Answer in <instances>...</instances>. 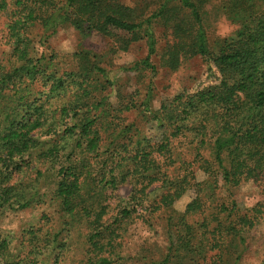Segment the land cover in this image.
I'll return each mask as SVG.
<instances>
[{"label": "trees", "instance_id": "1", "mask_svg": "<svg viewBox=\"0 0 264 264\" xmlns=\"http://www.w3.org/2000/svg\"><path fill=\"white\" fill-rule=\"evenodd\" d=\"M208 1L164 0L149 12L153 2L132 8L122 0H0L14 45L0 63V215L48 206L59 219L57 229L45 212L18 238L0 236V264H39L47 253L52 264H65L62 235L73 229L89 245L83 264H124L119 250L136 220H161L170 234L165 254L151 264L240 260L245 236L264 213L263 205L242 210L234 199L247 182L264 193V0H219L241 28L214 49L204 22ZM159 21L173 30L164 67L176 71L199 56L217 74L159 109L150 89L140 101L135 93L112 102L121 87L104 59L145 40L148 55L131 69L156 74ZM63 27L103 36L111 41L108 53L80 48L62 57L45 47ZM132 112L137 119L128 122ZM144 123L162 131L157 141L147 138ZM178 140L190 157L177 152ZM173 166L179 177L170 176ZM124 185L132 189L122 198L116 193ZM190 188L195 198L177 211Z\"/></svg>", "mask_w": 264, "mask_h": 264}, {"label": "rangeland", "instance_id": "2", "mask_svg": "<svg viewBox=\"0 0 264 264\" xmlns=\"http://www.w3.org/2000/svg\"><path fill=\"white\" fill-rule=\"evenodd\" d=\"M122 1L132 8L146 6L149 2H153L148 8V11L151 12L157 9L164 0ZM19 8L20 6H18ZM204 10L206 11L204 22L210 45L213 49L216 40L228 38L241 28L239 22L233 21L220 8L219 0H209ZM8 21V16L5 13H0V63L10 56L14 48L9 37ZM172 31L171 24L166 26L163 21L154 24L158 49L157 54L152 57V62L157 68L154 75L149 71L137 72L131 69L148 55V46L145 40L133 43L127 51H118L108 55L111 41L103 36L95 33L88 38H84L72 27H63L49 37L45 47L52 48L62 57H70L80 48H86L102 55L107 54L104 61L110 62V64L105 66L114 71L113 75L115 74L116 82L121 87L117 94H112L111 101L117 103L121 97L132 100L130 98L132 95L134 97L135 93H139L137 100L140 101L150 89L149 93L153 97L154 107L159 109L163 101L172 99L184 91L192 92L197 86L208 83L213 75L217 74L215 66L206 58L199 56L182 61L176 71L164 67L161 57L166 46L172 43ZM35 39V43H39L38 33H36ZM126 116L128 122H133L137 119V115L134 112L128 113ZM137 122H140V126L143 123L141 120H137ZM143 131L152 142L157 141L162 134V131L151 123H144ZM175 146L178 153L190 157L188 156L189 145L185 140H178ZM41 168L44 170L45 166L38 163V169ZM193 168L196 181H204L206 176L203 171L198 166ZM169 173L172 178L181 175L175 170L174 166L169 168ZM31 175L34 176V173H31ZM156 186L158 187L159 185L154 187ZM131 189L132 186L130 185L121 186L116 195L122 198L128 197ZM195 195V188H190L176 202L174 208L179 212H183L187 204L195 198ZM234 199L242 210L252 208L258 204L263 205L264 209V193L253 182L244 183L235 189ZM45 212L54 216V226L59 229V219L53 209L48 206H42L19 212L4 211L0 215V236L11 235L14 238H18L20 230L28 225H36L41 215ZM62 237L68 246L64 252L65 264H83L87 260V249L89 248L86 238L74 229L63 233ZM245 243L247 248L242 250L241 258L235 264H262L264 262V213L257 226L245 236ZM169 245L170 234L163 221L157 220L152 222V224H146L142 220H136L128 227L122 249L119 251L124 264H151L152 261L159 260L165 254ZM237 256V254L234 255V257ZM39 264H52L48 253L40 257Z\"/></svg>", "mask_w": 264, "mask_h": 264}]
</instances>
